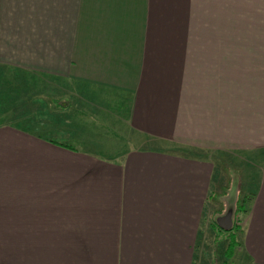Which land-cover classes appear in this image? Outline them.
<instances>
[{
	"label": "crops",
	"instance_id": "obj_1",
	"mask_svg": "<svg viewBox=\"0 0 264 264\" xmlns=\"http://www.w3.org/2000/svg\"><path fill=\"white\" fill-rule=\"evenodd\" d=\"M6 83L50 97L0 116V264H208L218 153L253 166L230 264H264V0H0ZM69 87L110 127L80 149Z\"/></svg>",
	"mask_w": 264,
	"mask_h": 264
},
{
	"label": "rangeland",
	"instance_id": "obj_2",
	"mask_svg": "<svg viewBox=\"0 0 264 264\" xmlns=\"http://www.w3.org/2000/svg\"><path fill=\"white\" fill-rule=\"evenodd\" d=\"M6 86L7 83L4 85L5 91L1 92L4 95L0 96V116H3L5 120L8 119L6 123H12V119L9 118L13 114H23L31 108L37 110L38 116L43 115L45 110H48L45 109V106L49 101L48 97H50V95L46 94L47 92L44 91V89L27 93L19 91L18 89H11L10 86ZM66 93H68L67 98L63 94V96L58 94L55 95V99H53V101H56L57 98V103L63 105L68 103L69 111L66 117L69 118L68 133L70 137L66 142H68L70 147L80 149V118L87 120V124L97 131H106L110 127L106 121L103 122L100 117L94 115L96 108L91 107L93 109L91 110L90 108L88 109L85 106H82L80 103V91L70 89L69 87V90ZM29 96L32 97L33 103L28 101ZM18 98H21V100ZM19 102L21 103L20 106L18 105ZM24 102L25 104H23ZM109 103H111L110 105L118 108L116 102L111 101ZM245 161L246 160H244L242 156L239 157L234 154L221 155L218 153L213 155V163L216 169V174H218V179L215 181L214 195L216 196L211 201L208 214L206 216L207 237L202 250V252L206 255L208 264H225L223 263L225 261L223 252L228 245V242L225 241L227 235L223 233L226 237H216V235H214L216 233L213 232L211 226H214V223H216L218 218L219 220L221 219V215L224 217L232 215L234 225L237 224V226L241 228L243 221L247 217V212H240V205H238V202L240 201L241 203L242 199L246 196V191L243 190V180H250L253 173V166L250 162ZM247 164L249 165L247 166ZM249 201L250 200H248L247 203ZM246 207L245 211H248L250 204L248 203ZM240 234L241 231L238 233V237ZM207 256L209 258H207ZM230 263L231 261L229 264Z\"/></svg>",
	"mask_w": 264,
	"mask_h": 264
},
{
	"label": "trees",
	"instance_id": "obj_3",
	"mask_svg": "<svg viewBox=\"0 0 264 264\" xmlns=\"http://www.w3.org/2000/svg\"><path fill=\"white\" fill-rule=\"evenodd\" d=\"M253 176L251 175V178H250V181H251V185L248 189V191H251L252 188H253V184L252 182L253 181ZM252 192H249V193H246V196L244 199H242L241 203L240 201L238 202V205H240V208L239 210H241L240 212L244 213V212H247L248 211H245L246 210V206L247 204L251 203L252 201ZM250 200L248 203L247 201ZM213 232H215L216 234V237H221V236H225V234L227 235L226 237V240L228 242V245L226 246L224 252H223V255H224V262L225 264H229V262L232 260L233 258V255L234 253L236 252V250L238 249V246H239V241H238V233L241 231L240 228L237 226V224H235L230 230H224L222 229L218 223H214V226L212 228ZM215 230V231H214ZM225 233V234H223Z\"/></svg>",
	"mask_w": 264,
	"mask_h": 264
},
{
	"label": "water",
	"instance_id": "obj_4",
	"mask_svg": "<svg viewBox=\"0 0 264 264\" xmlns=\"http://www.w3.org/2000/svg\"><path fill=\"white\" fill-rule=\"evenodd\" d=\"M232 215L226 216L224 219L219 220V226L224 230H230L233 227V223L231 221Z\"/></svg>",
	"mask_w": 264,
	"mask_h": 264
}]
</instances>
